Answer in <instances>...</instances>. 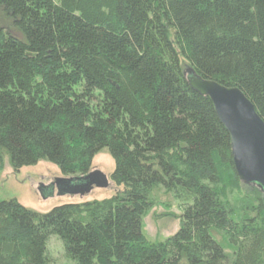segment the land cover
Segmentation results:
<instances>
[{
  "label": "trees",
  "instance_id": "16d2710c",
  "mask_svg": "<svg viewBox=\"0 0 264 264\" xmlns=\"http://www.w3.org/2000/svg\"><path fill=\"white\" fill-rule=\"evenodd\" d=\"M0 161L64 179L112 161L111 197L48 212L0 201V264H264V201L237 179L229 137L183 75L237 88L264 122V0H0ZM230 186V196L224 187ZM79 186V184H77ZM157 190L180 226L141 233Z\"/></svg>",
  "mask_w": 264,
  "mask_h": 264
},
{
  "label": "rangeland",
  "instance_id": "374dc122",
  "mask_svg": "<svg viewBox=\"0 0 264 264\" xmlns=\"http://www.w3.org/2000/svg\"><path fill=\"white\" fill-rule=\"evenodd\" d=\"M0 27L20 38L13 26L12 18L0 8ZM112 161L106 152H98L91 164V172L99 171L109 179L112 172ZM62 179L54 166L45 162L18 171L12 170L8 159L3 157L0 161V201L16 200L24 208L38 213L48 212L53 207L64 203H82L93 200L107 199L113 196L118 189L109 181L104 189H94L88 196L73 195L76 182L67 185L56 183ZM68 180V179H66ZM225 195L230 196L232 191L227 184L224 187ZM156 204L149 209L141 221V233L150 243L162 242L169 238L180 226V211L177 203L170 194L161 190L155 192ZM46 254L49 264H74L64 255L61 241L51 236L46 242Z\"/></svg>",
  "mask_w": 264,
  "mask_h": 264
},
{
  "label": "water",
  "instance_id": "95a60500",
  "mask_svg": "<svg viewBox=\"0 0 264 264\" xmlns=\"http://www.w3.org/2000/svg\"><path fill=\"white\" fill-rule=\"evenodd\" d=\"M183 75L194 93L209 99L228 134L230 157L237 179L244 186H256L264 198V122L253 105L237 88L204 80L191 68H185ZM55 181L65 185L76 182L79 186L74 188L73 195L80 197L88 196L94 189H104L109 184V179L99 171H92L81 178Z\"/></svg>",
  "mask_w": 264,
  "mask_h": 264
}]
</instances>
